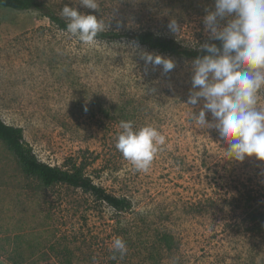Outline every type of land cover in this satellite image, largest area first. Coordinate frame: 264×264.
Instances as JSON below:
<instances>
[{
    "label": "rangeland",
    "instance_id": "1",
    "mask_svg": "<svg viewBox=\"0 0 264 264\" xmlns=\"http://www.w3.org/2000/svg\"><path fill=\"white\" fill-rule=\"evenodd\" d=\"M39 1L59 17L65 4L97 15L104 30H152L192 47L212 40L203 18L214 0H98L99 11L79 0ZM171 19L179 31L169 30ZM144 53L175 67L165 73ZM194 60L130 39L86 45L38 11L0 5V117L23 129L41 161L69 168L91 160L86 176L131 201L119 210L63 182L46 186L0 138V264H264L260 237L222 232L233 220L225 190L264 181V161L227 158L218 131L191 118L203 107V98L184 104ZM121 120L151 124L165 136L147 172L115 149ZM165 232L174 234L172 249ZM117 236L128 252L112 259Z\"/></svg>",
    "mask_w": 264,
    "mask_h": 264
},
{
    "label": "clouds",
    "instance_id": "2",
    "mask_svg": "<svg viewBox=\"0 0 264 264\" xmlns=\"http://www.w3.org/2000/svg\"><path fill=\"white\" fill-rule=\"evenodd\" d=\"M79 4L99 11L98 0H79ZM215 8L204 16L205 31L210 39L221 42L205 43L206 53L193 62L192 93L184 104L196 105L203 98L198 115L191 118L198 125L215 128L222 141L227 142V158L243 161L255 156L264 161V0H214ZM61 18L66 31L81 43L91 45L104 30L97 15L84 14L77 7L65 4ZM229 18L227 23L220 21ZM168 28L179 31L175 19ZM146 63L162 66L165 73L174 67L170 58L144 53ZM87 111V108H85ZM206 111L212 120H206ZM165 136L151 124L134 127L133 121L121 120L115 137V149L129 161L137 172H147ZM112 259L123 258L128 247L122 237L112 240Z\"/></svg>",
    "mask_w": 264,
    "mask_h": 264
},
{
    "label": "trees",
    "instance_id": "3",
    "mask_svg": "<svg viewBox=\"0 0 264 264\" xmlns=\"http://www.w3.org/2000/svg\"><path fill=\"white\" fill-rule=\"evenodd\" d=\"M0 5L12 9L24 11H38L56 23L61 29H66V21L55 15L49 7L39 0H0ZM100 40L130 39L133 42L158 49L173 55L196 59L206 53L201 46L192 47L184 45L177 39L155 33L152 30L141 31H114L103 30L97 36ZM209 44L221 42L212 39ZM0 138L7 147L15 154L24 171L30 176H36L46 186L54 183H66L91 192L97 199L105 201L116 209L123 210L131 207V201L126 196H117L109 193L104 187L96 184L90 177L86 176L85 169L91 164V160L84 159L82 162H70L69 168H62L41 161L35 154L33 148L25 143L24 133L21 127L6 123L0 117ZM94 160L97 157L93 158ZM234 190L224 196V207L228 206L233 212L232 219L223 224L222 232L233 231V235H249L253 238L260 237L264 241V181L257 179L249 182L239 181ZM222 209V208H221ZM212 212V210H210ZM220 213V211L218 210ZM238 217V218H236ZM242 218L240 220L239 218ZM232 221V222H231ZM242 221L243 223H241ZM162 241L167 249L173 248L174 234L163 233Z\"/></svg>",
    "mask_w": 264,
    "mask_h": 264
}]
</instances>
